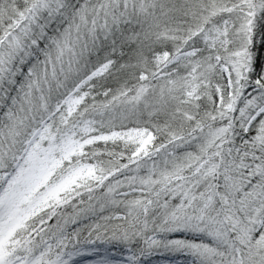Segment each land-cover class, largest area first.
Returning <instances> with one entry per match:
<instances>
[{"label": "snow or ice", "instance_id": "6c2138e0", "mask_svg": "<svg viewBox=\"0 0 264 264\" xmlns=\"http://www.w3.org/2000/svg\"><path fill=\"white\" fill-rule=\"evenodd\" d=\"M264 264V0H0V264Z\"/></svg>", "mask_w": 264, "mask_h": 264}, {"label": "rangeland", "instance_id": "374dc122", "mask_svg": "<svg viewBox=\"0 0 264 264\" xmlns=\"http://www.w3.org/2000/svg\"><path fill=\"white\" fill-rule=\"evenodd\" d=\"M82 259V258H80ZM83 264H88V259H82ZM180 262L178 260H170V259H160L153 261V264H179Z\"/></svg>", "mask_w": 264, "mask_h": 264}, {"label": "trees", "instance_id": "16d2710c", "mask_svg": "<svg viewBox=\"0 0 264 264\" xmlns=\"http://www.w3.org/2000/svg\"><path fill=\"white\" fill-rule=\"evenodd\" d=\"M160 259L167 260L168 258L165 256H158V257H154L153 261L155 262V260H160ZM170 260H178L180 262L179 264H184V258L183 257H172Z\"/></svg>", "mask_w": 264, "mask_h": 264}]
</instances>
